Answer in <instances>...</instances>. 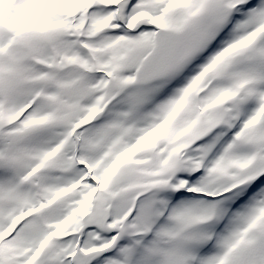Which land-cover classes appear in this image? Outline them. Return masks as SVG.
<instances>
[{
    "label": "snow or ice",
    "instance_id": "1",
    "mask_svg": "<svg viewBox=\"0 0 264 264\" xmlns=\"http://www.w3.org/2000/svg\"><path fill=\"white\" fill-rule=\"evenodd\" d=\"M0 264H264V0H0Z\"/></svg>",
    "mask_w": 264,
    "mask_h": 264
}]
</instances>
